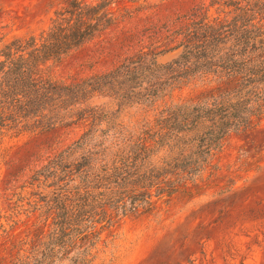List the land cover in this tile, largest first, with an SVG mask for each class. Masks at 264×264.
I'll use <instances>...</instances> for the list:
<instances>
[{
  "label": "trees",
  "instance_id": "16d2710c",
  "mask_svg": "<svg viewBox=\"0 0 264 264\" xmlns=\"http://www.w3.org/2000/svg\"><path fill=\"white\" fill-rule=\"evenodd\" d=\"M115 3L63 0L39 35L0 44V136L83 127L31 172L32 185L43 191L44 204L35 209L50 220L33 242L21 239L15 253L9 248L10 264H91L97 224L152 211L157 200L195 182L226 136L264 116V0H201L172 34L178 42L167 51H179L166 61L139 52L104 73L52 79L51 64L115 25ZM212 8L225 18L209 19ZM209 74L234 77L236 85L202 101L169 104L138 130L118 120V99L141 95L150 102Z\"/></svg>",
  "mask_w": 264,
  "mask_h": 264
},
{
  "label": "rangeland",
  "instance_id": "374dc122",
  "mask_svg": "<svg viewBox=\"0 0 264 264\" xmlns=\"http://www.w3.org/2000/svg\"><path fill=\"white\" fill-rule=\"evenodd\" d=\"M200 1L116 0L115 25L51 64L49 76L75 82L107 72L139 52L155 51L166 61L179 51H167L178 42L172 34ZM61 2L0 0V44L39 35ZM208 17L225 18L214 8ZM235 85L234 77L209 74L177 84L150 102L141 95L120 98L115 102L122 104L118 120L138 130L169 104L202 101ZM82 129L76 123L0 136V264H10L9 248L15 253L21 239L30 243L39 228L40 236L47 231L50 217L35 209L44 204L39 199L43 191L32 185L30 174ZM97 226L87 257L91 264H264V116L226 136L195 182L157 200L152 211Z\"/></svg>",
  "mask_w": 264,
  "mask_h": 264
}]
</instances>
